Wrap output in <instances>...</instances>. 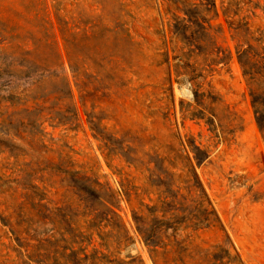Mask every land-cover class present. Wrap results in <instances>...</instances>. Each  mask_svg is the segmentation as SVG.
I'll list each match as a JSON object with an SVG mask.
<instances>
[{
	"label": "rangeland",
	"instance_id": "rangeland-1",
	"mask_svg": "<svg viewBox=\"0 0 264 264\" xmlns=\"http://www.w3.org/2000/svg\"><path fill=\"white\" fill-rule=\"evenodd\" d=\"M178 5L0 0V214L24 201L29 184L45 186L55 205L83 211L64 174L50 168L67 157L68 169L119 193L118 213L132 241L112 252L116 261L131 255L134 264H264V133L252 105H264V0ZM172 12L188 25L189 45L175 38ZM121 21L139 46L121 39ZM182 53L187 64L176 57ZM59 63L70 82L75 129L50 120L60 106L52 94L40 126L25 111L55 89ZM180 107L204 118L184 117ZM189 144L201 150L198 162ZM200 204L214 214L209 226L195 228ZM150 207L181 221L175 235L160 232L164 244L155 250L132 218V210L144 215ZM8 236L0 225V264H23ZM98 241L95 234L100 248Z\"/></svg>",
	"mask_w": 264,
	"mask_h": 264
},
{
	"label": "trees",
	"instance_id": "trees-1",
	"mask_svg": "<svg viewBox=\"0 0 264 264\" xmlns=\"http://www.w3.org/2000/svg\"><path fill=\"white\" fill-rule=\"evenodd\" d=\"M180 2L181 0H172L174 9H182L178 5ZM172 15L173 22L169 23V26L172 27L175 38L182 40L185 45H189L191 36H186L188 25L184 24L183 19H180L173 12ZM197 19L192 21L195 26L200 25ZM126 24L122 21L119 24L123 32L121 39L128 47L139 46L140 44L133 40L129 28L125 27ZM64 41L67 40L64 39ZM180 49L182 50V47ZM184 55L185 53H182L176 57L179 61L187 64L183 60ZM238 60L243 66L244 63L240 57ZM57 66L61 67V71L53 74L56 80L55 89L41 97H34V110L25 109V111L35 113L37 120L40 121L38 124L40 126L43 121L41 120V112L46 109L43 103L47 102L49 98L46 96L52 94L54 102L60 106L52 111L50 120L55 121L57 126L75 129L78 127V123H76L78 117L76 109L72 106L73 96L70 82L64 74L65 70L62 63L57 64ZM71 70L74 71L73 68ZM192 79L193 77H190V80ZM199 96V92L195 90V99ZM27 100L24 102H28ZM252 105L256 114L257 126L264 133V105L261 108L255 99H252ZM180 108L184 117L204 118L200 110L199 112H188L189 109ZM206 122L211 124L212 119L207 117ZM40 133H42V129ZM189 145L194 150V158L198 162L200 156L197 152L201 150L194 144ZM65 158H60L59 162L51 165L50 168L64 174L63 180L76 191L80 202L83 203V211L79 212L78 208L71 206L66 208L55 205L51 199H48L45 186L39 187L35 184H29L28 191L23 195L24 201L6 215L0 214V225L3 227V232L5 235L9 233V239L15 241L18 247V255L25 258L23 264H134L133 259L135 258L131 255H127L131 259L127 262H119L115 260L116 258H111L112 252L119 253L122 247H126L132 241L129 231L118 213L119 199L117 195L119 193L100 183L97 177H88L80 174L79 171L68 169L70 162L68 158L67 160ZM105 187L111 191L108 196H105ZM200 193L206 199L202 188H200ZM122 194L130 202L129 193L123 191ZM200 205L203 217L194 223L195 228L209 226L208 216L214 214L212 210H208V207H204L203 204ZM6 209L8 210L7 205ZM132 218L144 243L151 250H155L159 244H164L161 242L160 232L164 233L167 229H171L173 231L171 235H175L181 222L174 212L162 211L161 216H157L156 207L148 208L144 215L132 210ZM95 234L99 239L100 248H105L106 252L93 244ZM90 245L92 248L88 252L87 248ZM111 247L113 250H110ZM137 262L144 264L140 258Z\"/></svg>",
	"mask_w": 264,
	"mask_h": 264
}]
</instances>
